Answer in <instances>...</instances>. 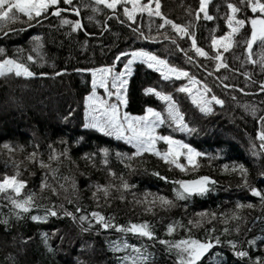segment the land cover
Masks as SVG:
<instances>
[{"label":"trees","instance_id":"1","mask_svg":"<svg viewBox=\"0 0 264 264\" xmlns=\"http://www.w3.org/2000/svg\"><path fill=\"white\" fill-rule=\"evenodd\" d=\"M228 3L243 9L238 13L239 18L252 17L240 0H212L208 6L214 16L212 21L194 19L199 0H161V11L178 24H193L190 31L195 33L197 46L214 56L211 38L228 31ZM59 7L72 13L62 12L61 17H56L51 15L54 9H49L38 21L25 23L26 18L21 16L16 23L0 26V48L5 52L0 59H19L35 73L33 77H0V178L19 170L20 178L27 181L24 193L35 194V206L19 217L16 214L19 210L0 196V264H132V258L138 254L131 247L123 249L125 241L145 251L147 264H177L175 250H169L159 240L179 241L189 236L201 241L220 238L221 243L200 264H257L258 261L264 264V202L251 194L252 188L264 190V150L259 149L260 141L256 139L259 120L264 117V92L260 90V85L264 84V68L245 62L243 39L250 29L245 27L235 37L237 45L224 53L228 68L217 71V62L197 56L188 38L181 39L168 26L158 30L162 21L157 17L137 14L133 23L123 15L122 6L118 5L113 12L96 5L94 0H73L71 5L61 1ZM77 7L79 16L73 14ZM94 8L99 11H93ZM62 19L78 21L82 28L73 30L71 25L62 24ZM36 36L42 38L43 47L39 52L32 51ZM172 39L176 40L175 44ZM132 51H148L166 59L170 66L200 81L197 87L201 91L206 85L211 90L208 98L214 95L224 101L223 106L213 103L212 112L205 114L192 103L189 95L178 90L186 85L187 78L166 81L145 64L133 66L125 111L143 116L151 107L167 118L165 103L146 94L145 90L152 87L171 95L193 131L181 132L166 120L158 133L183 140L202 153L197 158L198 169L192 170L182 158L180 163L187 166L186 172L151 153L136 156L132 144L85 128L90 74L98 68L112 67L114 62L119 68L128 56L118 62L116 57ZM27 55H32L35 63L26 61ZM188 57H192L191 61ZM245 105L255 107V115L246 110ZM5 144L12 150L6 149ZM157 146L161 151L167 149L162 142ZM105 149L109 153L107 158ZM53 150L66 152V155L59 161H50ZM33 152L37 153V161L49 163L51 169L57 170L55 179L50 169L41 168L29 159ZM241 165L247 169V184L239 171H232L233 166ZM110 172L116 173V177L122 176L134 187L120 191L113 187L108 197L97 192V185L120 184ZM205 176L215 181L208 185L207 193L176 199L178 185L173 181H191ZM45 180L56 189L55 194L42 188ZM60 184L64 188H60ZM148 194H151L149 199L152 195H163L173 200L174 206L161 207L157 203L149 212L146 204L137 202ZM249 203L252 208L237 207ZM49 207H55L61 215L47 216L41 221L31 219L32 216L44 217ZM77 207L80 212L75 211ZM65 210L73 212L77 219L63 215ZM94 211L118 226L147 222L156 239L121 233L114 228L105 230L92 220L90 213ZM201 212L208 216L201 218L198 215ZM213 213L215 219H212ZM234 213L241 219H232ZM85 215L89 220L81 221L79 218ZM189 221H201V226L193 227ZM170 224L176 225L172 235L167 232ZM226 227L228 233L223 231ZM213 228L215 232L208 231ZM253 240L255 244L250 243ZM15 241L20 248L14 246ZM230 241L236 243L235 249ZM117 242L121 251L115 250ZM71 244L76 246L75 251L70 249ZM238 251H246L248 256L238 257Z\"/></svg>","mask_w":264,"mask_h":264},{"label":"snow or ice","instance_id":"2","mask_svg":"<svg viewBox=\"0 0 264 264\" xmlns=\"http://www.w3.org/2000/svg\"><path fill=\"white\" fill-rule=\"evenodd\" d=\"M61 0H0V26H7L11 23H16L20 20V17L26 18L23 22L30 23L32 21H38V18L45 16L49 12V9H54L51 15L56 17H61V13L66 11V9L60 8L59 5ZM63 3L71 5L73 0H63ZM96 5H103L107 9H111L113 12L116 11L117 6H122V12L129 21L136 23L137 14H147L148 17H157L162 23L158 26V30L164 28L165 26L170 27V29L177 34L181 39L188 38L191 42V49L194 50L195 54L206 59H213L217 63L215 65L216 70L219 71L221 68H228V64L225 62L224 53L229 52L234 46L237 45L238 41L235 39L242 29L248 27L250 29L249 33L243 39V45L246 52V63L253 65H259L264 68V0H240L241 5H244L253 14L252 17L239 18L238 13L243 9L236 6L235 4L228 3L227 8L230 13L226 16V27L228 31L226 34L219 37L213 36L211 38V47L215 51L214 56H209V53L205 51L202 47L197 46V40L195 33L190 31L194 27L193 24H178L175 21L169 19L161 11V0H147L146 3L142 0H94ZM212 3V0H199V8L195 12L194 19L199 21L201 19L206 21H212L214 16L208 11V6ZM129 5L131 7L129 8ZM154 5V7H153ZM93 11H99L98 8H94ZM75 15H80V8L74 9ZM191 14V12L189 13ZM202 14V15H201ZM61 23L64 25H71L73 30H78L82 28V25L77 21L73 22L68 19H62ZM137 31V29H134ZM7 35V32L4 33ZM143 35V33H141ZM146 38V37H145ZM167 39V35L165 36ZM35 47L32 51L39 52V49L43 47L42 38L36 36ZM172 43L175 44L176 40L172 39ZM255 49V50H254ZM184 51L183 49H180ZM222 50V51H221ZM5 55L4 49L0 48V57ZM131 56V59L127 60L124 65V71L116 72L115 62L112 67H102L94 70L92 76V93L87 97V110H88V120L85 124L86 128L95 129L96 131L103 133L105 136H114L116 139L124 140L129 144H132L136 149V156H142L144 153H151L158 156L164 163L174 166L181 172H186L188 170L185 164L180 163L181 157L187 161V165L191 166L192 170H196L199 167L197 158L203 155L202 153L196 151L190 145L183 143L182 141L174 139L170 135H161L158 133L157 129L164 125L167 121H171L175 124L179 131L192 132L193 129L189 128L184 122V116L180 113L176 102L173 100L171 95L162 94L155 88L148 87L145 92L146 94H151L156 96L158 99L164 101L167 104V118L162 115L161 112L154 110L149 107L146 110V115L143 116H133L128 112L123 111L122 108H126L128 105L127 91L129 79L133 72V64L139 62L141 64L147 65L148 68L160 73L164 80H170L173 77L179 80L181 78H187L189 81L188 86L180 87L178 90L183 93H187L192 98V103L195 104L201 112L205 114H210L212 112L211 105L213 103L223 106L224 101L217 98L216 96L207 97V94L211 91L206 85L203 86L201 91L197 85L200 81L196 80L194 77L190 76L188 72L177 69L176 67L170 66L166 59H161L159 56L152 54L148 51H132L131 53H121L120 56L116 57V61H120L123 56ZM185 55L187 53L185 52ZM26 61H31L35 63L32 55H27L24 58ZM43 59V57H41ZM191 61L192 57H188ZM6 75H15L16 77H33L35 73L30 70L26 63L19 59L4 58L0 59V77ZM211 75V73H209ZM109 78H111V85H109ZM250 78V77H249ZM102 88L107 93L108 99H104L97 95L95 89ZM111 89H115L113 92ZM261 92H264V84L260 85ZM248 94V93H245ZM115 95L118 103H109V100ZM246 110H250L253 115H255L256 108L250 105H245ZM260 128L257 133L256 139L260 141L258 147L264 150V117L259 120ZM158 142H163L167 145V149L161 151L157 148ZM4 147L11 151V147L5 144ZM255 148L256 145H253ZM66 155V152L53 153L50 154V161H59L61 156ZM109 155L108 151L104 150V156L107 158ZM119 155V154H118ZM37 153L33 152L30 154L29 159L33 163H38L39 167L50 169L53 173V178L55 179V173L57 170L51 169V164L45 163L44 161H37ZM107 164V159L104 161ZM228 166H225L227 170ZM232 171H239L244 183L247 184V169L242 165L238 168L233 166ZM109 175L116 177V173L110 172ZM159 175V173H155ZM21 173L17 170L12 175H4L0 178V196L7 199L14 209L19 210L16 214L19 217L21 213H29L35 206V194L24 193V189L27 187V181L20 178ZM119 179V185H107L101 186L97 185L96 191L103 192L105 197H108L110 189L116 187L117 191L130 190L134 185H129L122 176L116 177ZM67 180V177H63ZM161 179H166L161 177ZM178 188L175 190V196L178 200H185L193 195H204L209 191L208 185L214 184L215 181L210 180L209 177L205 176L199 179H194L191 181L177 180L173 181ZM73 187H75L73 183ZM42 188H47L56 193V189L53 188L45 180L42 183ZM60 188H64L63 184H60ZM67 191V189H65ZM251 194L255 197H259L262 202H264V190H257L255 188L251 189ZM149 195H145L143 201H137L138 203H144L148 207L147 211L152 212V205L157 203L161 207H173V200L168 199L163 195H152L149 199ZM95 198V193H94ZM124 199L123 196L120 197ZM71 202V201H70ZM238 208L243 209L245 207L252 208L251 203L238 204ZM76 212H80L79 207L76 208ZM46 215L44 217L32 216L31 219L36 221L46 220L47 216L59 217L61 214L55 210V207H49L45 209ZM63 215L71 217L76 220L77 217L73 212L64 211ZM201 218L208 216V213L201 212L198 213ZM92 220L97 224H100L105 230L109 228H114L116 231L121 233H132L139 237H145L149 240L156 239L154 230L152 226L147 223H131L127 227L118 226L111 223L109 218L99 212L90 213ZM232 219L238 220L241 217L237 214H233ZM81 221H88L89 216L85 215L79 218ZM212 219H215V214H212ZM225 224L228 220L223 221ZM6 223V221H5ZM211 223V220H209ZM193 227H200L201 221H189ZM176 231V225L170 224L167 228L169 235H172ZM190 231V229H189ZM209 232H215V229H209ZM225 233L229 232L226 227L223 230ZM238 231V229H237ZM45 239H47V234H45ZM214 241V242H213ZM159 243L168 247L169 250H175L177 256V264H200V261L205 258V256L216 246L221 243L220 238L215 236L211 239H205L201 241L200 239L188 238L180 239L179 241H168L159 240ZM233 249L236 248L235 242H229ZM255 244V240L250 242ZM116 251H121L119 242H117ZM123 249L131 250L138 255L132 258V264H147L148 255L145 251H142L140 247H135L129 245L126 241L123 242ZM215 255V253H214ZM238 257H247L248 252L238 251L236 252ZM259 264V261L257 262Z\"/></svg>","mask_w":264,"mask_h":264},{"label":"rangeland","instance_id":"3","mask_svg":"<svg viewBox=\"0 0 264 264\" xmlns=\"http://www.w3.org/2000/svg\"><path fill=\"white\" fill-rule=\"evenodd\" d=\"M61 1H63V0H61ZM142 2H144V3H146L147 2V0H142ZM131 7V5H129V8ZM153 7H154V5H153ZM230 13V12H229ZM139 14V13H138ZM132 22V21H131ZM222 51V50H221ZM129 59H131V56L129 55L127 58H126V61L124 62V64L123 65H121V66H119V68L117 67V66H115V70H116V72H122V71H124V65L126 64V62H127V60H129ZM136 63H139V62H136ZM136 63H134V64H136ZM134 64H133V66H134ZM132 66V67H133ZM147 66V65H146ZM153 70V69H152ZM91 75V91H90V93L86 96V98H85V114H84V120H85V124L87 123V120H88V110H87V97L89 96V95H91V93H92V91H93V89H92V80L94 79V77L92 76V73L90 74ZM128 79H129V77H128ZM172 79H175V77H173ZM181 79H183V78H181ZM171 80V79H170ZM188 84H189V81H187L186 82V85L185 86H188ZM109 85H111V78H109ZM184 86V87H185ZM110 90H112L113 92H115V89H111L110 88ZM95 91H96V93H97V95H99V96H101L102 98H104V99H108V97H107V93L104 91V89H102V88H96L95 89ZM185 95H188L187 93H185ZM164 102V101H163ZM109 103H118V101L116 100V98H115V95H113V97L109 100ZM165 103V102H164ZM165 107H166V110H167V104L165 103ZM122 110L123 111H125V108H122ZM157 111V110H156ZM147 113L145 112V114L144 115H146ZM185 122V121H184ZM175 125V124H174ZM162 126H160L158 129H157V131H159V129L161 128ZM86 128V127H85ZM87 129H89V128H87ZM92 130H95V129H92ZM181 132H186V131H181ZM100 133V132H99ZM176 140H178V139H176ZM246 140V139H245ZM179 141H182L183 143H185L183 140H179ZM163 143V142H162ZM166 147H168L167 145H166ZM157 148H158V146H157ZM252 155H253V153H252ZM182 159H183V161L185 162V164L187 165V161L186 160H184V158L183 157H181ZM61 240V239H60ZM59 241V240H58ZM18 244V241H15L14 242V246L15 245H17ZM77 244V243H76ZM82 245H84V243H81ZM19 245V244H18ZM17 245V246H18ZM72 246L70 247V249L72 250V251H75L76 250V246L74 245V244H71ZM79 245V244H78ZM18 248H20V246H18ZM19 253H22V250H19L18 251Z\"/></svg>","mask_w":264,"mask_h":264},{"label":"water","instance_id":"4","mask_svg":"<svg viewBox=\"0 0 264 264\" xmlns=\"http://www.w3.org/2000/svg\"><path fill=\"white\" fill-rule=\"evenodd\" d=\"M63 13L66 14V13H72V12H69V11L66 10V11H64ZM73 14L75 15V12H74ZM52 16H53V15H52ZM76 16H77V15H76Z\"/></svg>","mask_w":264,"mask_h":264}]
</instances>
